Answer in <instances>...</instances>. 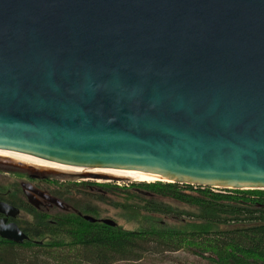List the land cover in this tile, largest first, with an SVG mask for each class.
Segmentation results:
<instances>
[{
  "label": "water",
  "instance_id": "water-1",
  "mask_svg": "<svg viewBox=\"0 0 264 264\" xmlns=\"http://www.w3.org/2000/svg\"><path fill=\"white\" fill-rule=\"evenodd\" d=\"M0 150L264 191V0H0Z\"/></svg>",
  "mask_w": 264,
  "mask_h": 264
},
{
  "label": "trees",
  "instance_id": "trees-1",
  "mask_svg": "<svg viewBox=\"0 0 264 264\" xmlns=\"http://www.w3.org/2000/svg\"><path fill=\"white\" fill-rule=\"evenodd\" d=\"M105 188L112 198L81 193L72 202L95 223L74 214L56 224L35 216L22 244L0 239V264L138 263L178 253L198 264H264V191L166 182ZM99 203L118 211V220L132 230L94 205Z\"/></svg>",
  "mask_w": 264,
  "mask_h": 264
},
{
  "label": "flooded vegetation",
  "instance_id": "flooded-vegetation-1",
  "mask_svg": "<svg viewBox=\"0 0 264 264\" xmlns=\"http://www.w3.org/2000/svg\"><path fill=\"white\" fill-rule=\"evenodd\" d=\"M14 164H20L23 168ZM81 193L93 198H105L108 195L104 185L62 180L58 175L49 174L47 169L0 157V202L17 211H12L14 216L0 214V219H6V224H15L24 235L25 225L30 221L28 219H35V216L38 219H51L49 222L52 224H56L55 219H62L66 214L83 219L84 216L72 205ZM98 205L104 207L102 203ZM104 219L98 218L99 221Z\"/></svg>",
  "mask_w": 264,
  "mask_h": 264
},
{
  "label": "bare ground",
  "instance_id": "bare-ground-1",
  "mask_svg": "<svg viewBox=\"0 0 264 264\" xmlns=\"http://www.w3.org/2000/svg\"><path fill=\"white\" fill-rule=\"evenodd\" d=\"M0 157L9 159L14 162L23 163L24 165L36 167L38 169H47L49 171H54L58 174H64V175H76V176L84 175V174L103 175L111 180L114 179L120 182L125 180H132L138 182H165L164 180H161L158 177L147 175L140 172H135V171L113 170V169H88V168L65 166V165H60L45 160H41L32 156L19 154L15 152L3 151V150H0Z\"/></svg>",
  "mask_w": 264,
  "mask_h": 264
},
{
  "label": "rangeland",
  "instance_id": "rangeland-1",
  "mask_svg": "<svg viewBox=\"0 0 264 264\" xmlns=\"http://www.w3.org/2000/svg\"><path fill=\"white\" fill-rule=\"evenodd\" d=\"M58 178L59 179H62V180H68L70 182H82V181H86V182H93V183H97V184H100V185H104L105 186H108V187H114V188H118L119 189H127L131 184H148V183H154V182H138V181H132V180H125V181H102V180H98V181H95V180H88V179H82V178H79L78 176L76 175H64V174H59L58 175ZM118 183V184H117ZM165 183V182H164ZM126 185H128V187H126ZM217 190H215L216 192ZM106 197H109V198H112L111 195H106ZM80 198V196H79ZM77 198V199H79ZM95 206H98L100 209H106L107 211V216L109 218H112L114 220L117 221L118 225L120 226H123L125 229L127 230H132V226L131 225H127V224H124V222H122L121 220H118V211L110 208V207H101L99 206L98 204H94ZM27 220V219H26ZM30 220V219H28ZM117 264H198L197 263V259L185 254V253H178V254H173V255H165V256H154V257H149V258H146L144 259L143 261L141 262H138V263H128V262H123V263H117Z\"/></svg>",
  "mask_w": 264,
  "mask_h": 264
},
{
  "label": "built area",
  "instance_id": "built-area-1",
  "mask_svg": "<svg viewBox=\"0 0 264 264\" xmlns=\"http://www.w3.org/2000/svg\"><path fill=\"white\" fill-rule=\"evenodd\" d=\"M126 187H128V185H126Z\"/></svg>",
  "mask_w": 264,
  "mask_h": 264
}]
</instances>
